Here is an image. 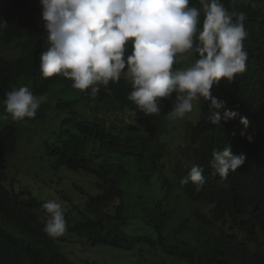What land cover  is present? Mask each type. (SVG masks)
I'll return each mask as SVG.
<instances>
[{"label":"trees","instance_id":"1","mask_svg":"<svg viewBox=\"0 0 264 264\" xmlns=\"http://www.w3.org/2000/svg\"><path fill=\"white\" fill-rule=\"evenodd\" d=\"M222 3L229 11L247 14L248 61L246 72L233 82L221 80L213 86L212 95L238 113L217 126L208 122L209 102L203 99L195 104V119L169 120L171 99L161 102L159 115L146 116L127 99L132 87L123 75L107 90L101 86L95 96L90 89H74L72 81L60 76L44 79L40 55L49 43L40 0H0V23L7 25L0 31V114L11 116L3 101L13 87L27 86L37 97L50 96L56 111L66 115L54 138L45 142L51 168L88 175L95 187L91 191L75 184L81 204L63 196L69 203L64 215L70 238L49 237L43 231L47 217L42 205L47 201L17 186L19 174L9 160L18 151L20 125L44 124L51 107L42 102L34 119L4 126L0 130V264H75L59 246L73 243L72 238L84 240V246L128 252L142 247L141 264H264V0H255L254 7L245 0ZM189 6L201 7L199 0H190ZM202 21L201 12V26ZM131 52L129 42L125 58ZM196 59L193 53L173 71ZM240 117H247V128ZM173 123L179 124L184 138L179 144L184 159L172 170L167 137ZM227 146L235 155L245 154L246 161L222 180L212 175V150ZM193 165L204 169L206 183L200 192L191 183L180 184ZM179 200L203 204L208 211L193 209L174 225L179 214L173 203ZM74 215L78 219L73 224ZM133 220L148 231L127 232Z\"/></svg>","mask_w":264,"mask_h":264},{"label":"clouds","instance_id":"2","mask_svg":"<svg viewBox=\"0 0 264 264\" xmlns=\"http://www.w3.org/2000/svg\"><path fill=\"white\" fill-rule=\"evenodd\" d=\"M235 4L236 0H232ZM255 6V0H245ZM40 0L43 29L49 47L40 55L44 79L60 76L91 95L118 83L123 75L131 83L127 99L146 116L161 113V102L172 100L167 113L172 121L183 120L201 99L209 102L207 120L212 125L235 119L238 113L212 95L221 80L229 83L247 70V14L229 11L222 0ZM201 12L203 21L201 26ZM7 28L0 23V31ZM131 42L132 52L126 55ZM198 55L190 66L173 71L175 64ZM175 94V95H174ZM174 96V98H173ZM44 96L37 97L27 86L5 93V111L13 120L34 119ZM240 124L248 127L247 117ZM251 141V138L249 137ZM212 175L227 179L246 161L231 147L213 148ZM204 169L193 165L181 186L191 183L200 192ZM43 231L51 238L62 237L67 221L62 202L49 200Z\"/></svg>","mask_w":264,"mask_h":264},{"label":"rangeland","instance_id":"3","mask_svg":"<svg viewBox=\"0 0 264 264\" xmlns=\"http://www.w3.org/2000/svg\"><path fill=\"white\" fill-rule=\"evenodd\" d=\"M191 63H194V61L192 60ZM44 97L43 102H48L49 107H51L49 108V119L42 125H20L18 151L9 160V163L14 168L13 171L19 174V176L16 175L18 187L29 189L36 198L43 201L58 200L62 202L63 208H67L69 203L63 199V196L67 195L81 204L82 201L79 192L76 190V185L94 191V182L88 175L76 174L65 168L59 172L52 170V161L47 154L45 142L54 138L53 133L59 129L60 121L66 115L65 113L59 114L56 111L55 100H52L48 95ZM185 117L195 119L197 117V105H194L193 111ZM11 122H13L11 116L0 114V130ZM180 133L179 124L173 123L172 131L167 137L172 146V154L168 158V165L172 170L175 163L184 159L182 150L179 148V144L184 142V138ZM10 175L13 177L14 173ZM95 192L97 193V189H95ZM173 206L178 209L179 214L178 221L173 223L174 225H178L183 219H187L193 209H200L205 213L208 211L205 205L191 204L186 200L174 201ZM77 219L78 217L74 215L72 217L73 222H71L74 224ZM142 224L138 220H133L126 230L132 235L143 234L148 230ZM62 237L70 238L67 231ZM72 241L71 244L59 243V246L61 251L68 255L75 264H141L142 262L139 253L142 247L128 252L111 247L84 246V240L79 238H72Z\"/></svg>","mask_w":264,"mask_h":264}]
</instances>
